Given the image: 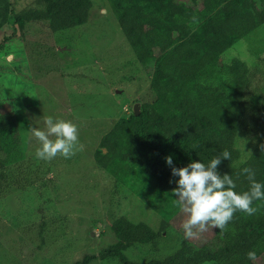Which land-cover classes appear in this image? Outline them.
I'll list each match as a JSON object with an SVG mask.
<instances>
[{"label":"rangeland","instance_id":"1","mask_svg":"<svg viewBox=\"0 0 264 264\" xmlns=\"http://www.w3.org/2000/svg\"><path fill=\"white\" fill-rule=\"evenodd\" d=\"M11 10L37 7L36 0H9ZM190 3L189 0H185ZM88 20L74 28L50 31L45 23H17L12 14L0 19V113L16 115L18 160L0 167V264H74L84 254H98L122 237L124 222L145 223V241L123 251L136 263L163 259L182 241L214 249L221 242L214 228L185 237L187 218L173 194L137 190L131 177L119 181L94 161L101 136L133 106L151 99L154 60L136 59L107 0H91ZM259 9L264 0H255ZM176 38L191 29L182 26ZM237 57L249 68L248 91L254 101L264 92V24L235 41L221 56ZM252 97L249 100H252ZM71 120L83 149L69 159L35 156L40 142L32 127L46 116ZM253 131L241 129L235 146L250 155ZM165 230L150 238L161 224ZM254 262L264 264V245ZM90 264H119L114 258ZM213 264V263H204Z\"/></svg>","mask_w":264,"mask_h":264},{"label":"trees","instance_id":"2","mask_svg":"<svg viewBox=\"0 0 264 264\" xmlns=\"http://www.w3.org/2000/svg\"><path fill=\"white\" fill-rule=\"evenodd\" d=\"M107 0L136 59L151 71V99L140 104L137 115L118 119L105 132L93 152L95 163L119 181L131 177L137 190L150 188L170 194L175 177L165 163L182 167L190 160L207 163L224 150L231 153L218 171L228 173L238 192L249 188L241 169L249 167L264 183V92L254 101L248 91L249 68L237 57L222 60L231 45L264 24V7L255 0ZM37 7L11 10L0 0V19L12 14L17 23H45L52 31L66 30L88 20L91 0H36ZM190 33L176 38L182 26ZM149 69V68H148ZM252 97V100H249ZM16 115L0 113V167L18 160ZM255 133L248 158L236 165L241 152L235 139L241 130ZM2 174L0 173V176ZM254 215L236 212L221 231V244L194 247L186 240L172 254L145 264H239L250 250L264 245V200L253 201ZM119 240L97 255L84 254L74 264L114 258L119 264H136L123 253L133 241H145V223L123 224ZM163 223L153 238L165 230Z\"/></svg>","mask_w":264,"mask_h":264},{"label":"clouds","instance_id":"3","mask_svg":"<svg viewBox=\"0 0 264 264\" xmlns=\"http://www.w3.org/2000/svg\"><path fill=\"white\" fill-rule=\"evenodd\" d=\"M42 124V128L31 129L32 135L40 142L35 151L38 159L51 160L57 156L69 159L83 149L78 127L71 120L49 115L44 117ZM230 158L231 153L224 150L207 163L194 159L182 167H176L171 155L165 157V163L175 177L173 194L182 211L187 214L181 225L185 237L197 235L194 229L202 232L217 228L222 231L233 219L234 213L254 215L257 208L253 206V201L264 200V183L255 179V172L251 168L241 169L250 186L248 190L240 192L236 190V182L230 174L218 171L222 160ZM246 258L254 262L257 254L250 250L246 253Z\"/></svg>","mask_w":264,"mask_h":264},{"label":"water","instance_id":"4","mask_svg":"<svg viewBox=\"0 0 264 264\" xmlns=\"http://www.w3.org/2000/svg\"><path fill=\"white\" fill-rule=\"evenodd\" d=\"M133 112L135 115H137L139 113V109H138V103H135L133 106Z\"/></svg>","mask_w":264,"mask_h":264}]
</instances>
